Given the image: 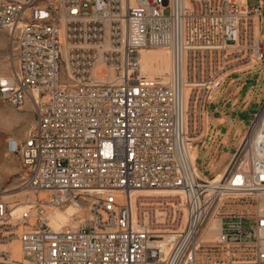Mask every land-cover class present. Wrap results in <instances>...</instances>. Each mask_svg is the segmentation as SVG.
I'll return each mask as SVG.
<instances>
[{"label": "built area", "instance_id": "obj_1", "mask_svg": "<svg viewBox=\"0 0 264 264\" xmlns=\"http://www.w3.org/2000/svg\"><path fill=\"white\" fill-rule=\"evenodd\" d=\"M262 12V0H0L12 53L0 101L35 118L6 142L25 198L0 194V264H264L263 111L220 180L192 159L225 82L264 62ZM152 49L169 54L163 76L142 72Z\"/></svg>", "mask_w": 264, "mask_h": 264}, {"label": "rangeland", "instance_id": "obj_2", "mask_svg": "<svg viewBox=\"0 0 264 264\" xmlns=\"http://www.w3.org/2000/svg\"><path fill=\"white\" fill-rule=\"evenodd\" d=\"M250 6H256L259 0H247ZM264 19V10L262 12ZM264 36V30L262 32ZM262 35L260 40H262ZM152 49L149 51H159ZM12 53L5 32L0 31V77L10 72ZM168 65H164V68ZM264 109V62L260 66L240 72L227 80L219 93L215 103L208 106L205 130L196 138V145L201 147L198 154L197 167L208 179L222 173L227 163L221 158L224 154L233 156L240 139L246 130ZM224 116L230 120L224 125L225 131H232L231 135L224 137L214 133L215 117ZM212 122V123H211ZM35 118L30 106L21 110L9 107L0 101V194L9 202L21 201L25 198L22 185L26 173L16 156H11L6 151L8 139L23 140L27 132L34 126ZM208 131V132H207ZM214 133V134H213ZM227 145L226 142H228ZM225 145V146H224Z\"/></svg>", "mask_w": 264, "mask_h": 264}, {"label": "bare ground", "instance_id": "obj_3", "mask_svg": "<svg viewBox=\"0 0 264 264\" xmlns=\"http://www.w3.org/2000/svg\"><path fill=\"white\" fill-rule=\"evenodd\" d=\"M243 3L246 2V0H241ZM141 64H142V72L143 74L153 77V76H163L164 74L168 73L170 70V57L169 54L164 50L159 51H149L145 50L141 53ZM164 65H168V67L164 68ZM251 67H253L251 65ZM205 116L207 117V114L205 113ZM204 116V119H206ZM203 119V130H205L206 120ZM254 138L255 140H264V109L262 114L260 115L256 127L254 130ZM196 141V140H195ZM201 149L195 147L193 153H192V159L195 162V160L198 157L199 150ZM197 168V167H196ZM223 177V173L216 176V180H220ZM11 198V197H7ZM74 213V210L72 208L68 209L66 213L63 212H56L54 216L51 218L52 224L55 226L63 225L68 220V215H71ZM19 251L17 248H15V253L17 254Z\"/></svg>", "mask_w": 264, "mask_h": 264}, {"label": "crops", "instance_id": "obj_4", "mask_svg": "<svg viewBox=\"0 0 264 264\" xmlns=\"http://www.w3.org/2000/svg\"><path fill=\"white\" fill-rule=\"evenodd\" d=\"M247 1V0H246ZM248 2V1H247ZM262 5H263V10H264V0H262ZM263 30H264V19H263V17H261V33H260V37H261V35H262V32H263ZM263 43H264V36L262 35V40H261ZM227 82V81H226ZM225 82V83H226ZM225 85V84H224ZM207 114H208V112H207ZM229 118L228 117H224V116H219V117H215L214 118V121H216V125H215V127H214V133L216 134L215 136L217 137V135H220V136H224V137H226L227 135H231V133H232V131L230 130V131H225V133H223V130H226L225 129V126L224 125H226V124H228V122H229ZM212 123V122H211ZM208 132V131H207ZM213 133V134H214ZM229 139H228V142H226V144L225 145H227L228 143H229ZM224 145V146H225ZM199 154V153H198ZM232 156L231 155H229V154H224L223 155V157L221 158V160H223V159H225L226 161L224 162V163H227L228 162V160L231 158Z\"/></svg>", "mask_w": 264, "mask_h": 264}]
</instances>
